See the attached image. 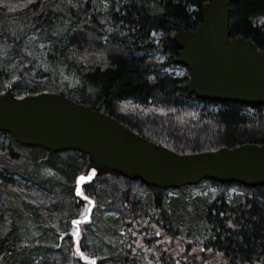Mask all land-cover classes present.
I'll use <instances>...</instances> for the list:
<instances>
[{"label":"trees","instance_id":"1","mask_svg":"<svg viewBox=\"0 0 264 264\" xmlns=\"http://www.w3.org/2000/svg\"><path fill=\"white\" fill-rule=\"evenodd\" d=\"M207 2L0 0V95L57 93L177 154L261 146L263 106L199 100L174 62L175 35L196 30ZM228 31L264 54V0L231 3ZM61 152L70 156L52 167L64 185L45 176L46 150L0 131V264H80L63 235L90 158ZM206 187L219 193L193 195ZM83 190L96 206L79 248L95 264H264L263 186L159 189L104 172Z\"/></svg>","mask_w":264,"mask_h":264},{"label":"water","instance_id":"2","mask_svg":"<svg viewBox=\"0 0 264 264\" xmlns=\"http://www.w3.org/2000/svg\"><path fill=\"white\" fill-rule=\"evenodd\" d=\"M238 0H208L201 23L193 32H179L174 62L190 72L189 95L205 101L230 102L264 107V54L228 31L229 6ZM0 131L24 146L54 153L75 150L87 154L90 165L73 181V195L83 205L90 223L95 203L87 204L76 193L81 175L112 172L130 181L159 189L195 186L209 180L218 184L236 183L247 188L264 187V144H245L233 149L196 154H177L140 137L122 124L96 110L80 106L56 93L16 98L11 89L0 95ZM85 194V193H84ZM70 221L72 250L82 264H90L78 251L77 226Z\"/></svg>","mask_w":264,"mask_h":264},{"label":"rangeland","instance_id":"3","mask_svg":"<svg viewBox=\"0 0 264 264\" xmlns=\"http://www.w3.org/2000/svg\"><path fill=\"white\" fill-rule=\"evenodd\" d=\"M175 72L177 73V74H179V75H181L182 74V72H183V70L182 69H175ZM8 88H10V87H8ZM8 88H7V90H8ZM11 89V88H10ZM219 151V150H218ZM216 152V151H215ZM63 152H61V151H59V152H54V154L53 153H51L50 154V156L49 155H46L45 156V158H46V164H45V166L44 167H46L45 168V176L47 177V176H52V175H55L56 177H57V179H58V181H59V183L61 184V185H64L65 184V182H67L64 178H63V176L60 174V172H57L53 167H52V165H55L59 160H64L66 157H68V156H70V154H68V153H64V154H62ZM60 154H62V155H60ZM48 156H49V158H48ZM15 179H18V176H15ZM207 192H211V193H213V194H218L219 192H218V190L217 189H214V188H209V187H206V188H204V189H200V188H197V189H195V190H193L192 191V193H193V195H195V196H198V195H204V194H207ZM113 214H111V212H103V216L104 217H111ZM151 241H152V239H150V241H149V244L147 245V246H152V243H151ZM158 245H161V250H166V244L164 243V242H161V243H156V245L155 246H152L153 248H156ZM144 246H145V244H144ZM153 248H151V247H149V248H146V252H148L149 254H151V255H153V256H155L156 255V250L155 249H153Z\"/></svg>","mask_w":264,"mask_h":264},{"label":"snow or ice","instance_id":"4","mask_svg":"<svg viewBox=\"0 0 264 264\" xmlns=\"http://www.w3.org/2000/svg\"><path fill=\"white\" fill-rule=\"evenodd\" d=\"M94 175L95 170H92L91 175H81L77 180L76 193L78 196L82 197V199L89 205H91L93 202L87 195L84 194V191L81 189L80 185L84 184L86 181H90ZM90 211L91 209L86 207L85 214L83 215L82 219H74L72 221V224L77 226V230L72 233L73 237H77L79 235V225L89 219L87 213H89ZM77 250L79 251V247L77 248ZM80 256L86 261L89 260V257L85 256L83 252H80ZM90 264H95V260H91Z\"/></svg>","mask_w":264,"mask_h":264},{"label":"bare ground","instance_id":"5","mask_svg":"<svg viewBox=\"0 0 264 264\" xmlns=\"http://www.w3.org/2000/svg\"><path fill=\"white\" fill-rule=\"evenodd\" d=\"M253 145V144H252Z\"/></svg>","mask_w":264,"mask_h":264}]
</instances>
